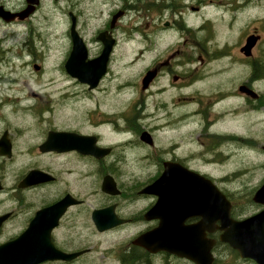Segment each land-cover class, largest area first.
Here are the masks:
<instances>
[{
    "label": "flooded vegetation",
    "instance_id": "flooded-vegetation-1",
    "mask_svg": "<svg viewBox=\"0 0 264 264\" xmlns=\"http://www.w3.org/2000/svg\"><path fill=\"white\" fill-rule=\"evenodd\" d=\"M193 1L51 0L52 20L65 23V33L40 34L34 21L42 0L24 18L19 13L28 0H0V245L34 221V232H49L58 250L81 251L74 259L43 264H82L91 252L85 238L91 228L130 231L134 239L159 225L155 215L177 209L184 230L196 234L191 226L205 212L213 215L211 206L197 203V194L178 204L167 195L172 201L160 211L159 195L144 191L165 171L168 184H193L195 191L197 174L210 180L236 219L264 209L254 201V189L241 211V202L224 189L240 178L216 174L249 172L250 155L264 154V139L249 130V114L264 121V0H226L225 67L202 66L197 32L209 19L197 26V3L205 7L210 0ZM143 23L147 47L139 55L147 54L148 64L133 77L122 72L120 46L133 41ZM171 32L177 36L172 45L166 43ZM254 169L262 171L257 188L264 184V159ZM91 174L97 180L92 190ZM95 210L122 221L101 232ZM247 231L258 233L246 243L257 244L263 259L264 227ZM202 232L214 241L211 264H261L221 241L217 221ZM132 239L115 250V264H199L181 251H150Z\"/></svg>",
    "mask_w": 264,
    "mask_h": 264
},
{
    "label": "water",
    "instance_id": "water-1",
    "mask_svg": "<svg viewBox=\"0 0 264 264\" xmlns=\"http://www.w3.org/2000/svg\"><path fill=\"white\" fill-rule=\"evenodd\" d=\"M30 7L37 4L38 0H28ZM32 5V6H31ZM30 7L20 16H26L30 13ZM7 13V12H6ZM12 17V16H11ZM77 39L76 41H79ZM251 45V43L249 44ZM109 49L106 48V52ZM188 178V173H186ZM168 174L163 172L154 186H148L144 191L153 192L159 195L157 203L162 211L163 206L172 201L167 195L174 196V201L178 203L194 201L197 194V203L211 206L210 212H205L202 220L192 225L196 227L197 233L193 234L184 228V216H179L180 209H177L173 215L166 216L162 212L155 217L160 219L159 225L144 234L138 236L133 242L137 243L150 251L167 250L172 252H182L186 257L196 261L199 264H211L213 257L211 247L213 240H209L202 232L204 228L210 227L215 221H218V228L224 230L220 239L229 243L240 252L242 257H252L264 264V258L259 256V247L247 245L248 236H257V232L247 231L250 227H264V209L259 213L243 219L235 220L231 217V204L226 196L210 181L197 174V191L194 185L179 183L178 185L168 184ZM155 186L162 189L156 191ZM107 190L106 187H104ZM254 200L264 204V184L260 186L254 194ZM42 214H46L43 211ZM100 210L93 212V220L100 231L106 230L122 220L116 218L102 217ZM147 217H152L148 215ZM80 252L64 253L55 248L51 241L49 232L39 234L34 232V221L30 228L17 238L0 245V264H41L48 260L63 259L70 260L76 257Z\"/></svg>",
    "mask_w": 264,
    "mask_h": 264
},
{
    "label": "rangeland",
    "instance_id": "rangeland-1",
    "mask_svg": "<svg viewBox=\"0 0 264 264\" xmlns=\"http://www.w3.org/2000/svg\"><path fill=\"white\" fill-rule=\"evenodd\" d=\"M189 4H193V0H187ZM208 0H206L207 2ZM215 1H224V0H215ZM205 4V3H204ZM203 4V5H204ZM201 3H197V26L201 25L205 18H208V22L206 25V28L203 29L201 32H197V37L200 40V49L202 50L201 53L205 57V62L202 64V66L207 67H225L227 65V58L224 54L226 50V44L228 43V35H227V29L225 21L221 19L220 15L222 14L223 18L225 19V9H223L221 12L213 11L208 8H205ZM93 6L97 7V2L92 4L91 2V8ZM52 2L51 0H42V6L41 10L38 13L37 20L34 21L35 23V29L37 33L40 34H63L65 33L66 24L60 23L55 24L52 20L53 15L52 14ZM214 8V6H212ZM187 12V21H190L189 24L192 25L193 20V14L190 8L186 10ZM220 13V14H216ZM264 15V14H263ZM21 29V28H20ZM25 30V27H24ZM198 30V29H197ZM22 32H19L21 34ZM146 34V28L145 24L143 23L138 27V31L133 33L134 39L131 42H122L120 46V52L122 53V72L123 74H130L129 76L136 77L138 76L145 67L147 66L148 61V55L144 54V57H141L139 53L146 49L147 43L144 39V36ZM233 34V32H232ZM200 35V36H199ZM202 35V36H201ZM234 35H236V31L234 32ZM169 36L166 37V43H170L171 45L174 44L177 41V36L171 32L170 38L167 40ZM233 41H235V37L232 38ZM18 42H12L10 45H15ZM217 50V53L223 52V54L218 55H212L210 56V51L213 52ZM132 51H135L133 54ZM217 56V58H216ZM135 60V61H134ZM133 62V65L126 66L125 64L127 62ZM206 61H209V64H205ZM198 63V62H197ZM13 64L15 66L20 65V61L14 60ZM199 64V63H198ZM30 68V67H29ZM210 72V71H208ZM225 72V70H224ZM211 80H214L218 82V77L215 76L212 78L210 76ZM237 78L235 79V84L238 82ZM259 89L264 94V82L259 84ZM130 96L129 91L126 93L125 100ZM124 98V97H123ZM235 101V100H234ZM233 101V102H234ZM125 104L126 102L122 103V110H125ZM76 105V104H75ZM264 105V104H263ZM264 118V115H263ZM263 126V127H262ZM249 130L252 135L255 137H260L264 139V121L261 123V116L260 115H252L249 114ZM264 154L260 155H250V168L244 172V171H228L223 170V172L217 171L216 174L218 176L224 175V174H231L232 178H240L246 179L244 181H234L233 185L224 187L226 191L231 193L235 200L240 201L241 203H238L241 205V211L245 210L246 207L245 204V198L250 196L254 189L253 185L258 183L259 178L261 176V170H256L254 167H259L260 162L263 163ZM252 169L254 171L252 172ZM89 184H90V190L95 189L97 186V180L96 176L90 175L89 178ZM95 191L93 193L90 192L91 196V204H95V201L97 199V196L95 195ZM247 200V199H246ZM134 237V234L130 231H121L119 233H105L101 234L98 232H95L90 230V233L87 237V242L90 246L91 252L86 256V260L82 264H115L116 261V255L115 250L121 245L125 244L127 242H130V240ZM50 264V263H47Z\"/></svg>",
    "mask_w": 264,
    "mask_h": 264
},
{
    "label": "bare ground",
    "instance_id": "bare-ground-1",
    "mask_svg": "<svg viewBox=\"0 0 264 264\" xmlns=\"http://www.w3.org/2000/svg\"><path fill=\"white\" fill-rule=\"evenodd\" d=\"M212 6H214V8H212ZM205 8H208L210 10H213V11H217V12H221L223 9L226 8V0L225 1H215V0H210L209 3L206 4V7ZM216 14H220V13H216ZM221 19H223V23H225L226 25V22H227V18H226V14H225V19L223 18L222 14L220 15Z\"/></svg>",
    "mask_w": 264,
    "mask_h": 264
}]
</instances>
